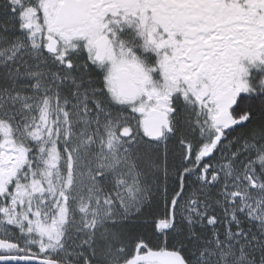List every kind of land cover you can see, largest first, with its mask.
I'll list each match as a JSON object with an SVG mask.
<instances>
[{"label": "snow or ice", "instance_id": "snow-or-ice-1", "mask_svg": "<svg viewBox=\"0 0 264 264\" xmlns=\"http://www.w3.org/2000/svg\"><path fill=\"white\" fill-rule=\"evenodd\" d=\"M0 264H264V0H0Z\"/></svg>", "mask_w": 264, "mask_h": 264}]
</instances>
